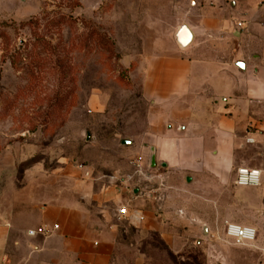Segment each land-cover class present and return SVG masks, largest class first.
<instances>
[{"label": "crops", "instance_id": "1", "mask_svg": "<svg viewBox=\"0 0 264 264\" xmlns=\"http://www.w3.org/2000/svg\"><path fill=\"white\" fill-rule=\"evenodd\" d=\"M181 25L192 35L185 47L174 40ZM181 25L173 48L142 67L150 108L137 142L143 160L155 158L149 181L128 196L62 169L60 188L24 200L30 216L18 205L0 215V264H146L145 246L173 243L184 224L211 234L227 224L255 228L257 239L242 247L264 264V0L196 2ZM242 167L260 170L261 185L237 186ZM125 206L131 217L121 219ZM44 225L58 230L28 236Z\"/></svg>", "mask_w": 264, "mask_h": 264}, {"label": "rangeland", "instance_id": "2", "mask_svg": "<svg viewBox=\"0 0 264 264\" xmlns=\"http://www.w3.org/2000/svg\"><path fill=\"white\" fill-rule=\"evenodd\" d=\"M207 1L0 0V215L18 205L30 216L24 200L60 188L67 168L97 190L133 196L154 172L137 142L150 108L143 64L169 52L175 30ZM195 225L173 229L170 244L153 238L146 264L259 262L225 232ZM124 231L138 243L136 228Z\"/></svg>", "mask_w": 264, "mask_h": 264}, {"label": "built area", "instance_id": "3", "mask_svg": "<svg viewBox=\"0 0 264 264\" xmlns=\"http://www.w3.org/2000/svg\"><path fill=\"white\" fill-rule=\"evenodd\" d=\"M248 141H252L248 139ZM236 185L241 187H258L261 185V171L242 167L237 170ZM126 187L125 185H123ZM127 189V188H123ZM118 214L121 219L130 218L129 209L127 206L119 207ZM141 220V218H138ZM58 230V226L49 228L46 225L37 229L28 231V236L36 237L38 235L51 236ZM225 233L234 242L236 246H244L254 242L257 239L258 232L255 228L245 227L236 224H227Z\"/></svg>", "mask_w": 264, "mask_h": 264}, {"label": "water", "instance_id": "4", "mask_svg": "<svg viewBox=\"0 0 264 264\" xmlns=\"http://www.w3.org/2000/svg\"><path fill=\"white\" fill-rule=\"evenodd\" d=\"M191 39V32L185 25H181L174 34V40L180 47L187 46L190 43ZM151 166L153 168H156L157 166L154 157L151 159Z\"/></svg>", "mask_w": 264, "mask_h": 264}]
</instances>
